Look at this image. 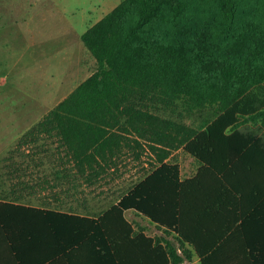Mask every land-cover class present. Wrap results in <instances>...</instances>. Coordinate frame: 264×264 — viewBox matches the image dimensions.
Returning a JSON list of instances; mask_svg holds the SVG:
<instances>
[{
  "label": "trees",
  "instance_id": "obj_1",
  "mask_svg": "<svg viewBox=\"0 0 264 264\" xmlns=\"http://www.w3.org/2000/svg\"><path fill=\"white\" fill-rule=\"evenodd\" d=\"M185 3L126 0L82 34L97 69L23 137L38 144L35 151L28 149L31 163L4 159L9 190L0 188V227L18 264H182L185 259L195 264V254L201 264H264V124L249 125L248 120L264 114V103L257 108L254 95L229 91L206 71L189 70L185 81L170 74L168 80L167 69L165 73L158 62L142 61L133 51V40L161 12L167 11L176 25ZM129 5L134 16L121 29L118 20ZM219 5L231 22L232 1L219 0ZM135 92L165 93L166 105L179 103L186 111L212 108L214 116L189 127L151 109L135 108L129 103ZM123 111L125 121L118 117ZM114 127L132 128L143 138L166 144L172 137L166 128L184 129L180 145L171 147L183 146L195 156L197 173L183 179L178 163L164 161L169 155L165 151L159 166L98 214L23 200L24 191L32 194L39 186L57 192L48 201L64 202L60 187L67 194L80 188V179L93 181L87 169L98 171L102 165L97 155L114 139L121 140ZM45 158L55 171L53 179L38 169ZM128 210L150 218L175 241L136 231Z\"/></svg>",
  "mask_w": 264,
  "mask_h": 264
},
{
  "label": "rangeland",
  "instance_id": "obj_2",
  "mask_svg": "<svg viewBox=\"0 0 264 264\" xmlns=\"http://www.w3.org/2000/svg\"><path fill=\"white\" fill-rule=\"evenodd\" d=\"M124 1L0 0V175L3 176L0 188L9 190L4 159L11 156L13 160L26 159L31 163L28 149L35 151L38 144L27 143L25 140L30 137L22 141L23 137L97 69V60L82 34ZM231 1L234 8L231 22L224 19L219 0H186L176 25L171 24L169 13L163 11L151 27L133 40L132 50L141 55L142 61L158 62L165 73L167 69L168 80L170 74L185 81L189 70L206 71L211 81L222 83L229 91L254 95L258 108L264 103V0ZM133 16V6L129 5L118 26L126 27ZM168 100L165 93L135 92L129 103L194 128L214 116L212 108L186 111L179 103L166 105L164 102ZM125 114L123 111L118 117L125 121ZM258 115L250 116L249 125L264 124V114ZM166 131L172 136L169 142L180 145L184 129L174 127ZM171 144L163 143L165 147ZM141 152L153 164L157 161L151 147L143 146ZM170 159L181 164L184 176L193 174L197 168L194 157L181 147H172ZM48 161L45 158V164L38 169L53 176L55 171ZM124 165L123 172L118 170L119 177L129 169V163ZM147 172L145 167L124 180L116 174L112 179L90 182L80 179L76 192L71 189L66 194L59 188L64 202L48 201L57 192L39 186L36 201L34 197L23 200L55 207L63 206L61 203L68 206L84 203L93 214H98ZM129 217L133 219L130 214ZM140 226L158 237L166 235L148 219ZM195 262L199 264L198 259Z\"/></svg>",
  "mask_w": 264,
  "mask_h": 264
},
{
  "label": "crops",
  "instance_id": "obj_3",
  "mask_svg": "<svg viewBox=\"0 0 264 264\" xmlns=\"http://www.w3.org/2000/svg\"><path fill=\"white\" fill-rule=\"evenodd\" d=\"M130 130L131 131H123V130L119 129L118 127L112 128L113 132L118 133V140H119V138L121 139L120 142L116 143L115 139H114V142L111 144V146L108 145L107 147L104 148V150H102L97 155V158H98L97 164L99 166H100V164L102 165V166H100V169L98 171H92L90 169H87L85 174H93L92 178L94 180H97L98 178L101 180L103 178H105V179L111 178L112 179L115 177V174H116L118 179L124 180L125 178H128L129 176H131V174L137 175L139 173V170L141 171L143 168L147 167L148 172L138 180V182H139L151 170H153L154 168H156L157 166H159L162 163V161L160 159V155L163 154V152L168 151V153H169V155H167V157L164 158V161H172L170 159V151H171L172 147H168V146L165 147L163 145V143L155 142V141H153L147 137L143 138V137L139 136L135 132V130H133L132 128H130ZM120 135H123L125 137L121 138ZM147 143H148V145H147ZM143 146H149L153 150V155L155 156V158H157V161H155L154 164H153V161L147 160L143 156V154L141 152ZM179 147H181L184 151H186L183 146H179ZM173 148H175V147H173ZM187 153L190 154L189 152H187ZM190 155H192V154H190ZM193 157L197 162V168L193 174L188 175V176H184L183 168L178 161H172V162H176L180 165L181 176L183 179L195 175L199 169L200 162L196 159L195 156H193ZM127 163H129V169L128 168L125 169L124 173H122L121 177H119L121 172H123L124 167L126 166L124 164H127ZM118 170L121 172H119ZM117 171H118V173H116ZM22 194H24L25 197H34V200L36 201V199H37V188L36 187L33 188L32 194H31V192H27V191H24ZM120 196L118 197V199L120 198ZM116 201H114V202H116ZM25 202H27V201H25ZM31 204L37 205V202H32ZM61 205L64 206L65 203L61 204ZM63 206H61V207L50 206V207H55L57 209L68 211V212H77V213L92 212L91 208L88 207L84 203H81V205L78 203L75 206H73V205L72 206L65 205L66 207H63ZM109 207L110 206H108L107 208H109ZM106 209H104V210H106ZM94 213H96V212H94ZM129 214L133 216V219H131L129 217ZM126 216L132 221L136 231H138V232L144 231L149 235L158 237L157 235L150 233L147 229H145V227L140 226L141 222H143V220L145 221L146 219H148L152 223V226H154L157 230L165 232L164 229L160 228L156 223H153L150 220V218L143 216L142 214H140L136 210L126 211ZM165 234H166V232H165ZM158 238H160L162 242L164 241V239H169V240L175 241L174 236L168 235V234H166L165 237H158ZM178 250H179V253L183 254L181 248H178ZM195 259H198L199 264H201L200 263V257L197 254H195L194 258H193V263L197 264L195 262ZM186 260L189 262L188 259H185V262H183L182 264L186 263ZM0 264H18L13 253H12V251H11L10 242L8 241V239L5 236L1 227H0ZM54 264H61V262H56Z\"/></svg>",
  "mask_w": 264,
  "mask_h": 264
}]
</instances>
